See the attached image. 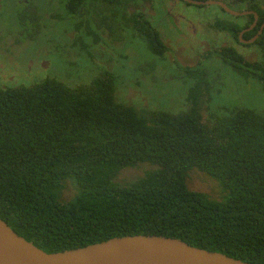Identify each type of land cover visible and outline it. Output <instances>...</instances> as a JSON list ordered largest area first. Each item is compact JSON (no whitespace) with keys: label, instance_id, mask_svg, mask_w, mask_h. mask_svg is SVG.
<instances>
[{"label":"trees","instance_id":"16d2710c","mask_svg":"<svg viewBox=\"0 0 264 264\" xmlns=\"http://www.w3.org/2000/svg\"><path fill=\"white\" fill-rule=\"evenodd\" d=\"M166 1L31 0V10L16 12L19 35L37 49L50 27V50H58L62 65L25 84H0V218L47 253L158 235L264 264V111L213 107L224 75L202 66L218 60L236 83L264 91V28L254 43L241 44L238 34L254 15L234 17L216 6L234 22L215 28L253 50L255 59L234 46L207 52L172 76L189 85L177 112L146 106L127 95L144 87L158 92L169 65L161 78L154 61L144 69L143 62L132 63L118 75L102 56L107 47L118 52L143 40L139 48L149 58H167L164 35L151 21ZM221 1L259 16L244 38L260 30L264 0ZM59 31L65 46L54 41ZM134 68L148 77L145 86L134 82ZM134 170L142 173L123 180ZM193 173L215 182L217 193L190 189ZM68 183L74 194L64 199Z\"/></svg>","mask_w":264,"mask_h":264},{"label":"rangeland","instance_id":"374dc122","mask_svg":"<svg viewBox=\"0 0 264 264\" xmlns=\"http://www.w3.org/2000/svg\"><path fill=\"white\" fill-rule=\"evenodd\" d=\"M162 10L166 13V17H164ZM149 11L153 14L151 9H149ZM220 12L221 11L216 6L195 7L185 4L180 0H171V2L168 4L166 3V5L164 3V5L157 6V8L154 9L151 21L158 30H161L162 35H164V42L169 49L167 54L168 57L160 60L149 58L147 55L149 54L147 48L146 50L139 48V46L145 47L144 41L138 40V42L136 41L137 43H134L130 48L127 47L128 42H126L118 52L107 47L106 55H103L102 57L109 59L110 62H105L104 64L113 68L111 72H116L120 75L123 73V70H125L127 66H131L132 63L136 65L137 63L143 62L142 68L144 69V67H146V62L150 63L149 61H154L153 63L156 65V68H158L156 71V76L158 78H161L163 70H165L168 65L169 66L165 72L172 77L179 74V69L181 70L182 67H190L199 64V62L205 58L207 52L218 50L224 46H234L239 49L236 43L228 38L226 34L209 32V30H207L209 27H212L214 23H218L219 21L234 22L231 16L223 15ZM1 15L0 32L3 33V37L0 39L1 85L25 84L44 76L46 73L53 71L55 67L62 65L58 60V50L53 52L50 50V48L53 47L49 36L50 27L41 32V35L38 38L40 43H37L44 44L37 49L36 43L20 39L24 38L25 35H19L18 25H16L18 31H15V22L12 23V21H10L12 18V12L8 11ZM240 22L245 23L244 21ZM15 37L18 39L17 42H14ZM62 39V34L59 31V35L54 39L57 47L61 45L65 46L64 43L59 42L62 41ZM125 47L127 49L124 54L123 49ZM240 51L246 54L248 60L255 59V53L253 50L244 51L241 48ZM130 52L132 53V56H138L139 58H142L143 61H140L137 58H130L127 55ZM66 53L71 56V52L66 51ZM202 66H205L210 72L213 71L212 69H216L224 75L223 81L225 84L223 82V86L219 89L221 91L220 94H217L212 100L213 107L217 108L220 105L225 104L227 106L237 105L255 109L257 111H264V91L262 89L259 90L253 85L242 86L241 83H236L234 80L239 79L221 66L218 63V60L205 62ZM148 67L152 68V64H148ZM148 67L145 69L149 70ZM134 69L136 70V68ZM132 76L134 82L142 79L145 86L148 77L140 74L138 71L137 74H132ZM166 77H162L164 80H158L161 84L159 85L161 91L158 90V92H156L144 86L143 90L137 86L139 88V93H130L127 97L130 99H132L131 97H135L137 101H142V104H146V106H148L149 103L151 105L159 106L158 108L161 107L172 112H177L176 109L181 107L184 102L183 100L186 97L189 85H185L183 81L181 83L173 77L170 78L171 80L169 81ZM163 81L166 84H163ZM180 98L181 100L179 101ZM159 102L164 103L160 104ZM141 173V170L127 172L124 175L123 180H131L139 176ZM188 186L192 190L210 194L217 193L218 190L215 182L203 175H197L196 173L191 174V177L188 180ZM73 194L74 188L68 183L64 192V199H70Z\"/></svg>","mask_w":264,"mask_h":264},{"label":"water","instance_id":"95a60500","mask_svg":"<svg viewBox=\"0 0 264 264\" xmlns=\"http://www.w3.org/2000/svg\"><path fill=\"white\" fill-rule=\"evenodd\" d=\"M192 6H218L234 17L254 11L233 10L221 0H181ZM264 25L259 34L262 33ZM257 39L248 41L254 42ZM0 264H247L223 253L194 247L189 243L158 235L117 237L79 249L47 253L14 231L0 218Z\"/></svg>","mask_w":264,"mask_h":264},{"label":"flooded vegetation","instance_id":"af4514ba","mask_svg":"<svg viewBox=\"0 0 264 264\" xmlns=\"http://www.w3.org/2000/svg\"><path fill=\"white\" fill-rule=\"evenodd\" d=\"M182 2H184V1H182ZM30 6H31V0H0V16H2L1 14L7 13L8 11L12 12V18L10 19V21H12V23L15 22V26H16L17 25V23H16V21H17L16 20V15L17 14H16V12H18L20 10V8H22L21 11H23V12L24 11H29V10H31V7ZM205 7H208V6H205ZM231 9L238 10V9H234V8H231ZM238 11H241V10L239 9ZM220 13L223 14L222 12H220ZM258 20H259V18H258ZM258 20L255 23V19H254L253 23H250L249 25H247V27L244 30H241L239 32L238 37H239V41L241 42V44L250 45V44H252L254 42L249 43L248 41H250V40H252L255 37H258L260 35L259 34V31L261 30V28H260V30L258 32L256 31V33L253 35V37H251V38H244L246 36L245 35L246 33L252 32V31H254V30L257 29V27H258ZM244 24L246 25V23H244ZM214 25H215V23H214ZM214 25H212V27H209L207 30H209V32H217V33H223L224 34V32H220L217 28H215ZM263 25H264V23L261 25V27ZM15 31L17 32V26H16ZM1 35L3 37V33L2 32H0V37H1ZM228 38L231 39V37H229V36H228ZM20 39L21 40H26L27 42H29V40L25 36H24V38H20ZM17 41H18V39H16V37H15L14 42H17ZM224 47H226V46H224ZM240 49L241 48L239 47V50Z\"/></svg>","mask_w":264,"mask_h":264}]
</instances>
